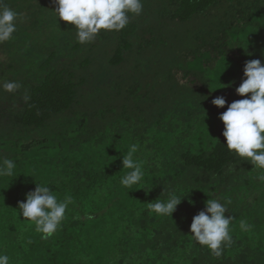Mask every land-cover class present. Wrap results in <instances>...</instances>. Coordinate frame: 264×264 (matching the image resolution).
I'll list each match as a JSON object with an SVG mask.
<instances>
[{"label":"trees","instance_id":"1","mask_svg":"<svg viewBox=\"0 0 264 264\" xmlns=\"http://www.w3.org/2000/svg\"><path fill=\"white\" fill-rule=\"evenodd\" d=\"M20 1L4 4L15 11ZM142 3L124 29L90 44L69 23L46 54L18 19L0 43V84L22 85L0 88V162L16 163L0 177V252L10 264H264L262 170L227 149L219 119L245 98L235 92L245 62L264 64V0ZM218 96L222 108L211 103ZM133 144L144 177L129 189L121 161ZM36 184L73 201L48 238L18 208ZM168 192L182 198L171 216L149 209ZM209 198L233 217L219 257L189 231Z\"/></svg>","mask_w":264,"mask_h":264},{"label":"clouds","instance_id":"2","mask_svg":"<svg viewBox=\"0 0 264 264\" xmlns=\"http://www.w3.org/2000/svg\"><path fill=\"white\" fill-rule=\"evenodd\" d=\"M53 3L56 5L53 10L56 17L74 25L80 44L92 43L101 30L121 31L129 24V14L140 15L143 11L142 0H53ZM19 15L6 6L4 0H0V43L10 40L17 31ZM243 76L235 92L245 98L228 104L227 110L219 116L223 123L222 136L229 151L246 158L251 165L262 170L256 178L264 182V64L260 59L246 61ZM228 86H231V82ZM21 87L15 80L0 84V88L8 93L18 92ZM22 99L27 102L29 97L25 94ZM211 103L222 108L226 100L218 96ZM137 150L138 146L133 144L127 154L122 156V169L129 170L120 179L125 188L131 189L133 185H138L144 177L142 163L134 159ZM15 169V161L3 159L0 162V177L13 176ZM181 199L174 192H168L166 199H156L155 203H148V207L158 215L171 216ZM72 202L70 195L61 200L47 184H36L34 191L26 194L25 201L18 202V208L23 218L35 224V230L42 238H48L62 226ZM226 211L225 204L209 198L204 210L198 212L190 224L193 240L206 246L216 257L222 255L224 246L232 243L230 224L233 217H226ZM240 228L249 231L252 226L241 220ZM0 264H10L7 254L0 252Z\"/></svg>","mask_w":264,"mask_h":264},{"label":"rangeland","instance_id":"3","mask_svg":"<svg viewBox=\"0 0 264 264\" xmlns=\"http://www.w3.org/2000/svg\"><path fill=\"white\" fill-rule=\"evenodd\" d=\"M40 1L41 3H39V0L20 1L15 11L20 14L17 19L23 21L25 26L30 30H28L29 33L32 34V37L36 40L33 45H38V43L44 45L48 44L46 47L47 54L54 48L53 46H50V43L53 42L50 40H52L54 35L59 36L61 30L65 29L69 23L56 17V13L53 11L55 9L53 0ZM141 14H143V11ZM13 36H15L14 33L12 34V37ZM31 43L33 42L31 41ZM24 51L26 54L29 52L28 49H24ZM38 54L39 63H41L45 57L39 51ZM52 63H54L53 58L50 61L51 65ZM118 70L119 69L117 68L112 69L111 71H108L107 75H117L119 72L116 71Z\"/></svg>","mask_w":264,"mask_h":264}]
</instances>
